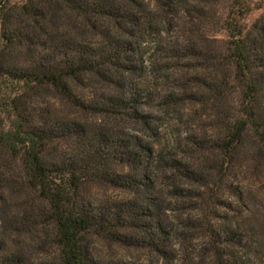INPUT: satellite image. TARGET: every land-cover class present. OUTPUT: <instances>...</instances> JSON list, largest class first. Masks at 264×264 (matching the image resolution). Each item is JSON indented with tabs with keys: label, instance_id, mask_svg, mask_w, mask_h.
Listing matches in <instances>:
<instances>
[{
	"label": "trees",
	"instance_id": "16d2710c",
	"mask_svg": "<svg viewBox=\"0 0 264 264\" xmlns=\"http://www.w3.org/2000/svg\"><path fill=\"white\" fill-rule=\"evenodd\" d=\"M48 90L69 114L46 102ZM154 100L209 120L185 150L193 159L89 121L147 127ZM66 140L73 150L56 152ZM244 151L264 173V0H0V186L45 204L39 223L27 202L0 199V264H30L23 235L44 227L56 264H120L95 256L97 237L166 254L174 236L151 196L156 166L198 188L171 190L195 201L177 237L202 228L210 264H264V207L251 183L227 182ZM92 184L126 197L97 201Z\"/></svg>",
	"mask_w": 264,
	"mask_h": 264
},
{
	"label": "rangeland",
	"instance_id": "374dc122",
	"mask_svg": "<svg viewBox=\"0 0 264 264\" xmlns=\"http://www.w3.org/2000/svg\"><path fill=\"white\" fill-rule=\"evenodd\" d=\"M21 1L24 0H11L13 4ZM262 12V10H255L247 18L246 22L251 25L260 17ZM220 37L224 38V34H221ZM95 88L92 89L95 90ZM43 98H45L50 106H55L53 108L60 111L62 115L71 112L67 106L61 105L57 101L53 92L51 93L49 90L43 91ZM199 112V108L192 107L189 104L180 105L174 110L167 111L161 107L159 100H154L144 108V113L150 115L152 118V123L147 127L139 124H129L122 119L114 120L109 123L107 122L108 119L103 116L91 115L89 121L104 126L111 125L116 133L124 132L140 137L145 142L154 144L158 154L163 151H173L177 152L180 157L193 159V157L185 154V150L191 138L207 129L205 124L209 122L204 115L199 116ZM73 144V141L66 140L58 143L54 150L56 152H70L74 148ZM12 168L17 170L18 164L15 162ZM257 168L252 166L249 155L244 151L240 155L234 173L229 177L227 182L229 186L233 187L240 186V180H244L247 186L251 183L252 186H250V190L257 196L254 201L261 207H264V173ZM118 171L121 173H131L129 168H118L117 172ZM168 174L169 173H167V175ZM147 175L153 182L151 196L156 198V202L163 207V221L165 227L173 233V245L169 247L166 254L160 255L146 248H129L97 237L92 239V249L95 256L105 262L120 264H210L211 259L209 255H207L208 251L205 243L206 232L204 229L201 228L198 231H193L190 235L196 238L190 236L188 241L183 240L181 237H177V233L180 231L186 232L183 229V222L189 218V213L186 209L192 204L194 205L195 201L187 198L175 197L172 195L171 190L176 186H180L195 191L198 190L196 185L189 184L187 181L178 179L173 175H169L168 178L162 171L158 170L157 166L149 171ZM237 178L241 179L238 180ZM0 187V199L9 202L12 207L27 202L28 207L33 208V212H35L34 218L32 219L38 220L39 223L44 219L40 214H42L41 208L42 206L44 207L45 204L38 200L35 195L30 194V196H28L27 194L26 196H28V198L25 199L26 196L21 197L19 194L11 193L10 189L5 185H1ZM86 192L89 197L97 199V201L100 202L121 201L126 197L122 189L113 188V186L110 185L101 186L92 184L88 186ZM223 197L225 201L227 200L226 202L239 205L237 199L231 194L223 195ZM15 200L18 202L16 203ZM2 206L3 202L0 203V209ZM221 210L223 214H225L224 212H231L226 209ZM5 228V221L0 217V232L5 231ZM48 232L49 229L44 227L41 231L33 234H22L24 236L23 238L26 237L29 241L26 245V250H28V254L31 257L29 258L30 264L57 263L52 242L47 236ZM12 242H14V239Z\"/></svg>",
	"mask_w": 264,
	"mask_h": 264
}]
</instances>
